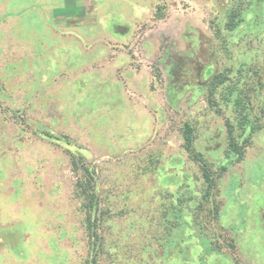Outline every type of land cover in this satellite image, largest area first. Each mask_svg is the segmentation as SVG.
<instances>
[{
    "label": "rangeland",
    "instance_id": "1",
    "mask_svg": "<svg viewBox=\"0 0 264 264\" xmlns=\"http://www.w3.org/2000/svg\"><path fill=\"white\" fill-rule=\"evenodd\" d=\"M235 2L0 0V264H86L85 169L108 210L99 264H264V87L235 160L233 108H210L197 81L207 66L233 81L264 67V0L215 35ZM184 123L211 165L215 223Z\"/></svg>",
    "mask_w": 264,
    "mask_h": 264
},
{
    "label": "trees",
    "instance_id": "2",
    "mask_svg": "<svg viewBox=\"0 0 264 264\" xmlns=\"http://www.w3.org/2000/svg\"><path fill=\"white\" fill-rule=\"evenodd\" d=\"M262 4L263 0H236L235 4H233L226 14L223 27L220 25L214 26L215 35H220L222 31L231 35L244 23L245 16L248 14V12L245 13L246 10L248 8L250 9L252 6L262 8ZM158 15L159 14H156L155 16L159 17ZM232 71H234L232 68H228L227 70L215 74L213 68L207 66L203 69H199L197 81L199 82L200 86L198 85V87L200 89L207 90L206 101L210 108L218 107L219 105L232 106L234 119H226L225 121L227 137L226 154L234 156L236 158L235 160H240L244 154V149L249 143L248 138L245 136H250L254 133L255 129H258L251 117L252 112H255L256 108L253 106L255 94L264 87V67L258 66L254 68L247 64H241L236 68L235 76H237V78L235 81L231 80L228 76ZM242 78L243 81L241 80ZM253 78H255V81ZM248 80L251 82H248ZM216 96L219 97L218 100L215 98ZM219 111L220 108L217 112L219 113ZM261 112L264 113L263 108ZM181 133L184 151L191 161L199 166L202 174V196L199 199V208L201 209L205 204L210 205L211 208L209 207L207 215L210 217L209 220L215 223L217 221L219 209L217 204L212 200L215 178L211 171V165L206 161L203 154L197 152L193 146L194 135L192 126L188 123H184ZM224 169V167L220 168V170ZM75 189L77 192L76 196L81 198L80 210L84 213L83 227L85 229L90 258L86 261V264H99V258L103 257V252L102 243L100 244L101 237L99 236L98 230L100 226L105 223L104 215L108 213V210L100 207L95 189L94 176L88 172V169H85L83 178L76 182ZM200 219V215L194 218L193 223L195 226L201 225V221H198ZM199 228L201 236L212 244L211 237L208 233H203L201 227ZM209 249H211L210 252L205 251V256L214 253L213 248ZM215 253L219 254L220 257L223 255L222 252H220V246H218ZM190 255L192 256V254ZM190 255L189 252H187V257L183 260L188 261L187 259H189L188 257H190ZM203 257V252L199 253L193 263L201 261Z\"/></svg>",
    "mask_w": 264,
    "mask_h": 264
}]
</instances>
